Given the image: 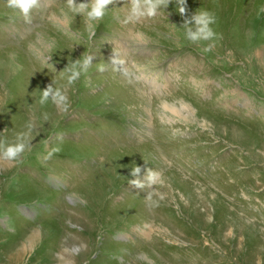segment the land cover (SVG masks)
<instances>
[{
  "label": "rangeland",
  "instance_id": "obj_1",
  "mask_svg": "<svg viewBox=\"0 0 264 264\" xmlns=\"http://www.w3.org/2000/svg\"><path fill=\"white\" fill-rule=\"evenodd\" d=\"M261 6L170 0L130 18L111 0L90 28L67 0L28 20L0 0V152L26 145L0 155V264H264ZM202 8L219 35L193 42ZM49 85L67 108L41 103Z\"/></svg>",
  "mask_w": 264,
  "mask_h": 264
},
{
  "label": "clouds",
  "instance_id": "obj_2",
  "mask_svg": "<svg viewBox=\"0 0 264 264\" xmlns=\"http://www.w3.org/2000/svg\"><path fill=\"white\" fill-rule=\"evenodd\" d=\"M6 2L9 9L25 20L30 19L32 10L38 6V0H6ZM109 3H111V0H89V2L81 0L79 3L74 2V0H67V10L70 13H82L86 16L89 22V27L94 28L95 25L92 24V21H98L105 15L107 5ZM169 3L170 0H131L130 18L143 15L145 13L152 16L156 14L158 9L161 11L165 10ZM178 3V12L183 15L186 11V0H178ZM142 5L143 10H141ZM260 11H264V6H261ZM216 19L217 17L215 12L209 9L202 8L195 12L191 17V20L186 24V38L193 42L213 40V38L219 35L215 32L213 27ZM210 48L211 45L207 46L205 51L210 50ZM90 62L91 57L77 61L76 63L80 65V68L77 69L76 64L72 66L70 69L71 75L68 77L69 82L74 81L78 77L80 71H85ZM50 96L55 102L62 103L63 106L67 108V97L63 94L60 88L53 89L50 85L45 87L42 91L41 103L45 102ZM25 147L26 145L23 140L14 144H7L3 146V150L0 152V155L7 159H15L24 151ZM54 151H59V148H55ZM49 155H51V153H49ZM140 171V166H135L133 175H137ZM148 172L149 175L147 180L149 183H152L157 173L151 169H149ZM133 183L140 186L142 182L134 180Z\"/></svg>",
  "mask_w": 264,
  "mask_h": 264
},
{
  "label": "bare ground",
  "instance_id": "obj_3",
  "mask_svg": "<svg viewBox=\"0 0 264 264\" xmlns=\"http://www.w3.org/2000/svg\"><path fill=\"white\" fill-rule=\"evenodd\" d=\"M196 5H197V4H196ZM263 14H264V13H263ZM249 34H250V33H249ZM250 35H251V34H250ZM245 36H246V34H245ZM137 38H139V37H137ZM253 51H254V50H253ZM254 52H255V51H254ZM260 53H262V52H261V51H258V52H256L255 55H256L257 57L262 58ZM262 55H263V54H262ZM262 62H264V61L262 60Z\"/></svg>",
  "mask_w": 264,
  "mask_h": 264
}]
</instances>
